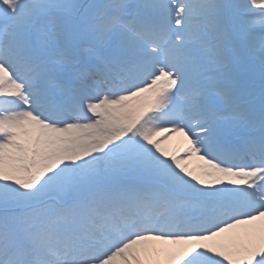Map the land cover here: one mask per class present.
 Returning a JSON list of instances; mask_svg holds the SVG:
<instances>
[{
  "label": "snow or ice",
  "instance_id": "snow-or-ice-1",
  "mask_svg": "<svg viewBox=\"0 0 264 264\" xmlns=\"http://www.w3.org/2000/svg\"><path fill=\"white\" fill-rule=\"evenodd\" d=\"M0 264H264V0H0Z\"/></svg>",
  "mask_w": 264,
  "mask_h": 264
}]
</instances>
